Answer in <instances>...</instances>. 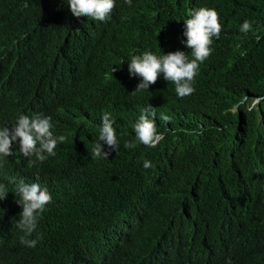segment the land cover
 <instances>
[{
  "label": "trees",
  "instance_id": "trees-1",
  "mask_svg": "<svg viewBox=\"0 0 264 264\" xmlns=\"http://www.w3.org/2000/svg\"><path fill=\"white\" fill-rule=\"evenodd\" d=\"M201 7L217 11L220 36L195 91L180 101L166 91L154 108L162 138L145 146L133 131L144 94L130 93L128 62L171 52L172 26L185 31ZM88 20L74 17L68 0H0V127L42 114L66 137L43 161L25 157L18 140L0 157L9 191L0 201V264H264V0H132L110 21ZM244 21L252 31H240ZM251 97L256 109L244 111L239 103ZM105 113L119 150L93 159ZM21 179L52 196L28 237H41L35 247L21 244L16 226ZM233 204L246 213L254 206L257 224L243 217L239 233Z\"/></svg>",
  "mask_w": 264,
  "mask_h": 264
},
{
  "label": "clouds",
  "instance_id": "clouds-1",
  "mask_svg": "<svg viewBox=\"0 0 264 264\" xmlns=\"http://www.w3.org/2000/svg\"><path fill=\"white\" fill-rule=\"evenodd\" d=\"M132 0H68V6L72 15L76 18L85 16L89 18L90 24H103L110 21L119 12L120 4L131 6ZM185 31L180 26H172L171 48L168 54L155 55L151 51L141 52L139 55H132L128 62L130 79L133 82L134 90L131 94L143 93L144 97L138 111H142L138 120L133 126L136 141L148 147H155L162 135L157 132L155 123L156 112L154 108L164 106L163 101L168 91L176 101L184 99L195 91V81L199 65L211 54L210 45L213 38H219L222 25L219 22V15L215 9L201 7L190 12V18L184 21ZM242 33L252 31L251 23L244 21L240 27ZM259 39V37H257ZM191 50L192 59L188 58ZM78 70V69H77ZM112 72L115 69L112 68ZM83 75L79 71L76 75ZM259 99L255 97L246 101L244 98L239 104L243 105L244 111L256 109ZM237 104L229 111L236 113ZM110 113L102 117V126L99 129L98 141L91 150L93 159H107L111 151L119 150V143L116 137V130L113 127L114 121ZM161 119L169 121L170 117L161 113ZM51 117L37 114L29 117L20 115L17 122L11 127H0V157L13 155V142L19 141V151L25 157L35 155L43 161L49 155H56L57 143L66 140L64 135L54 136L50 130ZM101 141L105 142L109 151H105ZM125 148H134L135 143L125 142ZM143 167L148 169L152 164L148 160L143 161ZM13 183H15L13 179ZM8 189L0 185V201L6 199ZM13 193L19 196L17 203L22 211L19 214L17 227L24 232L21 237V244L27 247H35L41 237L29 239L28 237L36 230L38 217L45 206L52 202V196L46 188H41L38 183H25L23 179L15 184ZM264 200V193L261 194ZM254 207V206H253ZM252 207V208H253ZM236 204L229 205L232 214V224L239 233L244 230L241 220L256 225L259 220L249 215ZM254 211V210H253Z\"/></svg>",
  "mask_w": 264,
  "mask_h": 264
}]
</instances>
